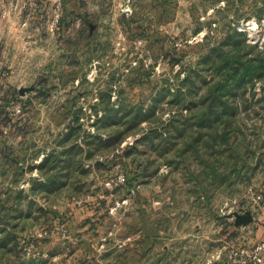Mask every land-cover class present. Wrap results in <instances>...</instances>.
I'll return each instance as SVG.
<instances>
[{
	"label": "rangeland",
	"instance_id": "obj_1",
	"mask_svg": "<svg viewBox=\"0 0 264 264\" xmlns=\"http://www.w3.org/2000/svg\"><path fill=\"white\" fill-rule=\"evenodd\" d=\"M260 230L264 0H0V264H230Z\"/></svg>",
	"mask_w": 264,
	"mask_h": 264
},
{
	"label": "built area",
	"instance_id": "obj_2",
	"mask_svg": "<svg viewBox=\"0 0 264 264\" xmlns=\"http://www.w3.org/2000/svg\"><path fill=\"white\" fill-rule=\"evenodd\" d=\"M229 262L230 264H264V238L249 246L233 247L229 251Z\"/></svg>",
	"mask_w": 264,
	"mask_h": 264
},
{
	"label": "crops",
	"instance_id": "obj_3",
	"mask_svg": "<svg viewBox=\"0 0 264 264\" xmlns=\"http://www.w3.org/2000/svg\"><path fill=\"white\" fill-rule=\"evenodd\" d=\"M66 11H67L66 13L68 14V13H70L71 10L67 9ZM263 238H264V232L262 230H260L256 234V237L254 238V242H252L251 244L256 243L257 241H259V240H261Z\"/></svg>",
	"mask_w": 264,
	"mask_h": 264
}]
</instances>
